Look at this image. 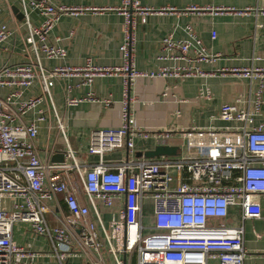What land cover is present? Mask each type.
<instances>
[{
    "label": "built area",
    "instance_id": "obj_1",
    "mask_svg": "<svg viewBox=\"0 0 264 264\" xmlns=\"http://www.w3.org/2000/svg\"><path fill=\"white\" fill-rule=\"evenodd\" d=\"M20 6L31 59L0 66V87L12 89L0 98V264H33L36 257L13 241L17 223H27L32 233L47 237L60 264L71 256L84 257L88 264H107V258L113 264H244V226L230 225L227 219L234 206L241 209L243 221L262 215L259 198L264 194V124L253 123L260 112L264 69L231 68L210 74L260 82L254 110H241L237 103L220 108V120L242 123L240 135H229L236 129L192 130L183 132L184 155L135 158L137 137H153L165 143L173 131L150 133L131 127V83L139 78L181 80L206 76L198 67L161 66L156 72H140L136 67L138 25L146 24L152 14L174 10H155L143 6L140 0H122L119 7L95 10L114 11L124 17L122 64L98 67L88 62L81 68L47 69L43 59L66 57L58 40L53 43L50 39L60 19L92 10L55 5L49 0H20ZM191 10L204 11L198 7ZM32 14L42 17L41 24L31 22ZM12 33L8 24L0 23V46ZM216 37L213 31L212 39ZM162 50L172 55V60L187 59L191 50L199 62L215 59L194 33L188 40L166 36ZM64 77L78 78L83 86H91L97 78L123 79L122 125L90 134L88 154L98 158L96 163H79L69 147L64 163H45L38 153L39 124L45 119L40 109L44 98L24 100L23 93L40 82L49 96L56 80ZM71 89L69 86V92ZM84 101L96 98L88 94L67 99L70 106ZM103 103L110 107L113 101L107 98ZM34 110L38 114L35 121L25 123V115ZM124 149L133 157L119 163L105 160L107 154ZM71 172L76 179L70 177ZM82 192L85 201L80 200ZM51 202L56 203L54 225L47 219L54 210ZM106 211L111 213L108 223L104 220Z\"/></svg>",
    "mask_w": 264,
    "mask_h": 264
},
{
    "label": "crops",
    "instance_id": "obj_2",
    "mask_svg": "<svg viewBox=\"0 0 264 264\" xmlns=\"http://www.w3.org/2000/svg\"><path fill=\"white\" fill-rule=\"evenodd\" d=\"M55 5L89 9L79 16H64L60 19L50 39L66 50L64 59H43L47 69L59 66L112 67L122 64L120 46L123 42L124 17L114 11L95 10L116 8L122 0H49ZM145 7L155 10H174L165 14H152L146 24H139L136 34L135 64L140 72H156L159 67L200 68L206 76L181 80L139 78L130 85L129 112L131 127L145 132L173 131L165 143L156 138L135 140V158L153 151L160 145L177 148V156L186 152L183 132L192 130L226 131L232 136L240 135L242 123L220 120V108L226 103H237L241 110H254L259 95V80H246L235 76H211L221 69L263 68L264 69V0H140ZM198 7L204 10L196 13ZM21 12L20 0H0V23H6L12 30L10 38L0 46V66L15 65L29 61L31 55L26 43L27 28ZM219 10V11H212ZM223 10V11H220ZM241 12V14L237 13ZM22 13V12H21ZM42 17L32 14L31 22L39 25ZM216 39H212V32ZM194 33L201 39L206 52L215 56L211 62H199L194 50L187 59L172 60L162 50V40L172 34L175 39L188 40ZM167 54V55H166ZM169 59L160 60V56ZM69 86L72 87L69 92ZM0 87V98L11 91ZM167 92L166 95L164 93ZM92 94L96 101H84L76 106L67 103L68 98H85ZM42 97L40 109L45 119L39 124L36 143L40 158L45 163L66 162L68 147L77 154L79 163H96L98 158L88 154L90 134L96 129L117 128L122 125V102L124 82L119 77L95 79L91 86H83L78 78H59L46 95L42 84L36 82L23 93V99ZM113 103L107 107L103 100ZM37 110V109H36ZM37 111H31L23 118L25 123L35 121ZM59 124L62 126L60 129ZM264 124V89L261 92L260 112L253 126ZM230 135V136H231ZM65 157L64 162H52L55 156ZM133 155L120 150L105 156L110 163H119ZM144 157V156H142ZM176 157V156H174ZM160 158V157H159ZM158 159V158H155ZM70 177L75 178L73 172ZM66 178V174H62ZM85 201V195L80 194ZM123 197L119 199L123 203ZM259 201L262 215L258 219L243 221L239 207L230 208L227 223L243 225L247 256L244 264H264V194ZM51 213L47 214L50 224H56L55 202H51ZM106 223L111 219L110 211L103 212ZM13 241L35 253L33 264H60L55 258L52 244L47 237L32 233L27 223L13 227ZM63 264H88L84 257L71 256ZM113 264V263H112Z\"/></svg>",
    "mask_w": 264,
    "mask_h": 264
},
{
    "label": "water",
    "instance_id": "obj_3",
    "mask_svg": "<svg viewBox=\"0 0 264 264\" xmlns=\"http://www.w3.org/2000/svg\"><path fill=\"white\" fill-rule=\"evenodd\" d=\"M16 12L19 13V18L23 19V14L17 9ZM144 156L147 159H155L159 157H174L177 156V148L168 146V145H160L155 150L146 152L145 154H139L138 157ZM65 157L62 155L60 160L58 156H55L52 162H64Z\"/></svg>",
    "mask_w": 264,
    "mask_h": 264
},
{
    "label": "rangeland",
    "instance_id": "obj_4",
    "mask_svg": "<svg viewBox=\"0 0 264 264\" xmlns=\"http://www.w3.org/2000/svg\"><path fill=\"white\" fill-rule=\"evenodd\" d=\"M107 264H112V262L110 261V259L107 258ZM133 264H135V261L133 262Z\"/></svg>",
    "mask_w": 264,
    "mask_h": 264
}]
</instances>
